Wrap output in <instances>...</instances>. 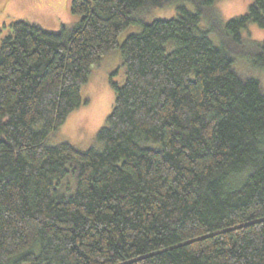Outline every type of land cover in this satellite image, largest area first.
<instances>
[{
	"label": "trees",
	"instance_id": "16d2710c",
	"mask_svg": "<svg viewBox=\"0 0 264 264\" xmlns=\"http://www.w3.org/2000/svg\"><path fill=\"white\" fill-rule=\"evenodd\" d=\"M180 1L195 10L136 17ZM217 1L72 0L71 29L11 24L0 45V264H264V88L235 67L245 57L264 71V42L243 37L250 23L264 29V0L226 24ZM117 48L125 79L112 82L103 148L49 145Z\"/></svg>",
	"mask_w": 264,
	"mask_h": 264
},
{
	"label": "rangeland",
	"instance_id": "374dc122",
	"mask_svg": "<svg viewBox=\"0 0 264 264\" xmlns=\"http://www.w3.org/2000/svg\"><path fill=\"white\" fill-rule=\"evenodd\" d=\"M72 0H0V45L10 33L11 24L26 21L40 26L51 33H59L65 26L68 29L76 26L81 16L71 11ZM253 0H218L214 9L223 24L248 13ZM184 5L194 11L195 6L187 1L173 2L164 7L143 9L136 14L144 23L154 20H169L177 17L179 6ZM202 28H207L204 20ZM142 24L131 25L119 36V44L132 33L139 32ZM246 41L263 43L264 29L256 23H250L243 31ZM253 61L245 57H237L236 69L247 76L258 79L264 88V71L255 68ZM125 70L122 66L121 49L117 48L103 55L99 64L93 66L88 82L82 87V105L74 110L64 125L49 139L48 144L57 146L69 143L77 150L86 152L92 147L103 148L98 142L99 131L105 126L107 118L115 103V92L112 82L123 84ZM71 185L73 186V181Z\"/></svg>",
	"mask_w": 264,
	"mask_h": 264
}]
</instances>
